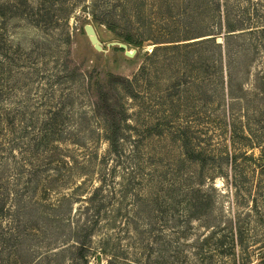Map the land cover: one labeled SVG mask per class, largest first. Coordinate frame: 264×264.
<instances>
[{
    "label": "rangeland",
    "instance_id": "rangeland-1",
    "mask_svg": "<svg viewBox=\"0 0 264 264\" xmlns=\"http://www.w3.org/2000/svg\"><path fill=\"white\" fill-rule=\"evenodd\" d=\"M25 1L29 8L38 4L37 0ZM86 2L89 0L71 7L67 20L53 19L52 25L43 29L31 23L24 9L15 7V0H0V37L5 40L0 49V143L4 144L0 150V186L6 192L0 233H7L0 236V246L4 239L10 241L8 264H82L73 247L77 244L75 236L82 234L79 226L87 223L85 199L101 185V171L114 166L110 160H117L110 156L101 114L105 113L103 107L119 102H124L130 116L127 122L132 126L125 133V153L120 160H134L135 164L143 160L144 174L154 180L178 177L209 182L215 189L208 190L212 195L211 219L207 225L196 218L187 223L188 212L183 209L189 196L176 191L150 202V190L139 203L137 224H125L133 216L129 203L123 210L128 211L127 219L117 218L112 227L106 221L100 222L85 243L86 264H238L239 260L240 264H259L264 259V212L248 211L254 206L251 195L256 191L258 171L254 173L252 165L244 160H258L260 149H233L228 142L233 110L241 115L245 107V101H236L233 106L225 95L228 68L207 70L191 67L183 60L171 65L161 61L151 68L148 78L142 80L139 74L141 98L133 101L122 86L111 89V80L132 79L140 66L149 63L146 56L156 45H170L156 44L163 42L159 38L182 35L165 21L169 13L162 0L115 2L100 14L116 22L113 30L93 20ZM56 9L58 5L53 11ZM175 13L173 10L171 14ZM128 20H143L145 25L122 23ZM87 25L93 28L101 50L89 40ZM202 32H193L198 38L179 42L210 37ZM125 34L145 41L142 46L129 44L120 37ZM154 38L160 41H152ZM217 42L223 39L217 38ZM118 44H125L127 51L135 53L126 56ZM238 73L244 74V70ZM209 74L211 79L207 78ZM241 76L235 81L237 86L247 91L255 86ZM163 107H170L171 112H162ZM51 118L55 123L47 126ZM162 119L171 125H160V132L152 125ZM47 127L54 129L47 132L51 134L50 144L36 152ZM183 144L206 156L207 164L202 170L184 155ZM134 146L139 148V154L131 153ZM32 151L37 157L39 154L37 160L30 157ZM226 160L248 166L239 172L241 191L237 195L228 179L232 174ZM32 164L44 165L37 168ZM120 175L117 169L115 182L121 181ZM42 187H50L49 192ZM258 206L261 207L259 202ZM219 212L229 217L240 214L236 227L227 230L233 234V252L195 259L192 247L200 238L212 232L222 235V221L220 228L210 227L218 224ZM105 233L112 241L103 246L106 251L102 253L100 242ZM243 248L248 249L244 263Z\"/></svg>",
    "mask_w": 264,
    "mask_h": 264
},
{
    "label": "trees",
    "instance_id": "trees-1",
    "mask_svg": "<svg viewBox=\"0 0 264 264\" xmlns=\"http://www.w3.org/2000/svg\"><path fill=\"white\" fill-rule=\"evenodd\" d=\"M84 0H37V6L35 8H29L26 1L15 0V7L19 6L22 12L29 17V20L36 27L48 29L53 22V19L59 21L67 20V15L72 9L78 5V3ZM121 0H89L86 2L88 8L91 9V15L95 22L102 23L107 26L109 30L117 28L116 22L110 20L107 16H100L102 12L113 6L115 2ZM158 1V0H157ZM166 8L168 9V18L165 21L174 25V28L179 35L174 38H166L168 36H162L159 38L163 42L158 43H170V45L161 46L156 45L146 60L149 62L140 66L139 71L132 79L124 78L111 80V89H117L122 86L127 97L131 100L140 99L141 95L138 91L139 77H149L151 68L153 69L161 61L167 64L178 63L180 60L190 63L191 67H203L207 70L217 69L219 67L228 68V72H225L224 82L225 95L233 102V106L236 101H245V107H242L240 112H234L230 118L229 123V137L228 142L231 147L248 146L257 147L260 149V157L258 160H244L249 162L254 168L253 172L258 171L256 177L255 194L251 195V202L254 203L253 209L249 212H264V0H162ZM58 5V9L54 10V6ZM173 10L176 11L175 15H172ZM53 11V12H52ZM56 12L59 14L57 15ZM52 13V15H51ZM61 16V17H60ZM140 22L145 25L143 20L138 21H122L126 26L139 25ZM202 32L203 36H210L208 38L180 43L179 41L190 40L191 37H195L196 31ZM169 35V34H168ZM125 42L134 44L135 46H142L144 41L142 37H134L131 34H125L120 36ZM217 38H222L223 42H217ZM3 37H0V49L1 44L5 42ZM159 39H152V41H160ZM168 39H171L167 41ZM174 40V41H173ZM122 50V49H121ZM192 57L189 58V55ZM33 65V64H32ZM244 70V74H239V71ZM241 77L246 81H253L255 86L252 85L250 90L242 89V85H238L235 81ZM208 79L212 78V75L207 76ZM239 95V96H238ZM124 102H119L106 105L103 107L105 113L101 114L103 118L105 139L109 145L110 156L115 157L117 160H110L114 163L110 170H106L100 174V186L95 188L93 194L85 199L86 206L83 207V211L88 213L87 223L83 226H79V230L82 232L81 236L77 234L76 247H73V252H77L76 259L81 260L82 264H86L85 252H87L86 241L89 237L93 236V233L100 222L106 221L108 227H112L117 223V218L125 219L128 211L123 213L124 207L128 204L133 216L129 221L125 220V224L136 223L140 214L139 203L143 202V198L146 197L148 191L153 196L150 202L155 199L167 198L171 193L180 191L184 196H189L185 203V208L188 212V222L190 219H197L204 224H208L210 221L211 210V193L208 190H215L208 182L204 184L202 179L193 180V178L182 179L173 178L170 180H160L147 177L148 174H144L146 167L141 164H135L134 160H120L125 153L123 150V143L126 139L125 134L127 130H131L132 126L127 122L130 118L127 115L126 106ZM162 112L170 113V107H163ZM235 113V114H234ZM23 114V113H22ZM25 114V113H24ZM168 116V115H167ZM165 115L163 118L167 119ZM157 120L156 124L152 125L154 128H158L161 132L160 125H171L167 120ZM51 125L54 124V119H48ZM162 122L164 124H162ZM1 123V122H0ZM10 124V122L8 123ZM27 128L29 125L26 124ZM150 127L149 130L152 129ZM54 129L51 127L45 128V133L41 138L40 143L36 145V152L42 147L50 144L49 136ZM158 135H160L158 133ZM186 140V139H185ZM187 141V140H186ZM4 144L0 143V150H3ZM184 155H186L191 163H197L200 170H202L206 164V156L193 148H188L187 144L182 146ZM232 149V148H231ZM25 153L28 151L25 150ZM35 152V153H36ZM140 152L137 146L131 148V153ZM231 150L229 149V153ZM35 153L29 152L30 157L37 160L39 157ZM41 153L50 154L52 152L42 151ZM232 153V152H231ZM210 157V156H208ZM228 157V155H226ZM44 158V157H42ZM107 162V160H102ZM226 164L229 165L231 176H228L230 184L234 188L235 195L240 191V179L238 175L242 170V167L248 168L243 163L237 160H226ZM138 162V161H137ZM44 165V164H42ZM42 165H35L37 168ZM241 168V169H240ZM117 169H120V182H115V174ZM141 173V174H140ZM150 176V175H149ZM147 177V178H146ZM46 179L51 181V176H46ZM48 182V181H47ZM2 186H0V189ZM44 191L50 190V187H42ZM0 217L5 213V199L6 192L3 193L0 190ZM156 192L153 194V192ZM208 192V193H207ZM165 193V194H164ZM160 194V195H159ZM161 194H164L161 196ZM257 194V195H256ZM256 195V196H255ZM129 198L128 202L127 199ZM259 198V201H258ZM258 202L261 207L258 206ZM239 212L235 216H226L219 212L218 224H214L213 229L220 228L222 221L223 231L221 236L217 235V232L210 233V236H204L198 240L192 247V254L195 259H210L217 254H230L233 252V234L227 230L232 227L235 228L239 222ZM127 219V218H126ZM203 219V220H202ZM176 221H180L179 219ZM229 232V233H228ZM7 233H0V236H6ZM104 238L101 239V251L105 253L103 246H109L112 241L111 236L103 234ZM230 240L232 243H227ZM8 239L3 240V244L0 246V264H8V260L11 257ZM5 251H8L6 258L3 256ZM243 256L241 262L244 263V254L248 249H241ZM109 264H112L109 262ZM240 264V260L238 262ZM264 264V259L259 263Z\"/></svg>",
    "mask_w": 264,
    "mask_h": 264
},
{
    "label": "water",
    "instance_id": "water-1",
    "mask_svg": "<svg viewBox=\"0 0 264 264\" xmlns=\"http://www.w3.org/2000/svg\"><path fill=\"white\" fill-rule=\"evenodd\" d=\"M85 30H86V33L89 37V40L91 41V43L93 44V46L97 49V50H101V47H100V44H99V41L97 40L96 38V35H95V32L93 31V28L89 25L85 26ZM118 47L122 50H125V54L126 56L130 57L132 56L135 51L134 50H130V51H127V47L125 44H118Z\"/></svg>",
    "mask_w": 264,
    "mask_h": 264
},
{
    "label": "bare ground",
    "instance_id": "bare-ground-1",
    "mask_svg": "<svg viewBox=\"0 0 264 264\" xmlns=\"http://www.w3.org/2000/svg\"><path fill=\"white\" fill-rule=\"evenodd\" d=\"M148 49H149V51H150V50H151V47H149Z\"/></svg>",
    "mask_w": 264,
    "mask_h": 264
}]
</instances>
